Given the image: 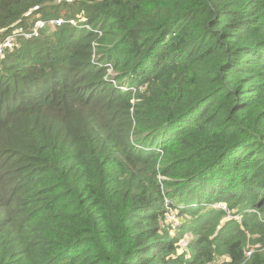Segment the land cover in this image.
<instances>
[{
	"label": "trees",
	"instance_id": "16d2710c",
	"mask_svg": "<svg viewBox=\"0 0 264 264\" xmlns=\"http://www.w3.org/2000/svg\"><path fill=\"white\" fill-rule=\"evenodd\" d=\"M19 26L0 264H264V0H0Z\"/></svg>",
	"mask_w": 264,
	"mask_h": 264
},
{
	"label": "built area",
	"instance_id": "2783aa9c",
	"mask_svg": "<svg viewBox=\"0 0 264 264\" xmlns=\"http://www.w3.org/2000/svg\"><path fill=\"white\" fill-rule=\"evenodd\" d=\"M65 21H66L65 19L58 18V19H52L49 22L59 25V24L65 22ZM68 22L70 24H74V20H72V19H69ZM41 23H42V21H40L38 23V25H40ZM36 34H37L36 29L26 30L22 26L17 27V29L14 31L13 34H10V35L6 36L5 38H3L0 41V58L4 57V53H5L6 49H10L11 48L12 42L16 38V36L21 35V36H24V37L28 38L31 35H36ZM165 204H166L165 207L168 209L167 210L168 212L165 213L166 214V218H168L170 221L175 223L176 222V219H175L176 218V212H175V210L169 208L170 205H169V202H168L167 199L165 201ZM215 206L219 207V208H221L223 210H227V207L224 204H222V203H217V204H215ZM177 226L178 225L174 224V225H172L170 227H171V229H175ZM251 253H252V250H247L245 252V256L249 257L251 255Z\"/></svg>",
	"mask_w": 264,
	"mask_h": 264
},
{
	"label": "rangeland",
	"instance_id": "374dc122",
	"mask_svg": "<svg viewBox=\"0 0 264 264\" xmlns=\"http://www.w3.org/2000/svg\"><path fill=\"white\" fill-rule=\"evenodd\" d=\"M50 21V20H49ZM51 23V22H50ZM223 204V203H222ZM229 210H228V208H227V210H226V212H227V216L228 217H231V213H229L228 212ZM175 212L177 213V211L175 210ZM176 222L175 223H173L172 221H170L168 218H165V219H163L161 222H160V228H162L163 230H165V229H169L170 230V232L171 233H174V232H176V229L178 228V226L180 225V216H178L177 217V215H176ZM178 225L175 229H171V227L170 226H172V225Z\"/></svg>",
	"mask_w": 264,
	"mask_h": 264
},
{
	"label": "clouds",
	"instance_id": "9594fccd",
	"mask_svg": "<svg viewBox=\"0 0 264 264\" xmlns=\"http://www.w3.org/2000/svg\"><path fill=\"white\" fill-rule=\"evenodd\" d=\"M62 19H64V18H62ZM66 20V19H65ZM69 19H67L66 21H68ZM73 20V19H72ZM75 23V22H74Z\"/></svg>",
	"mask_w": 264,
	"mask_h": 264
}]
</instances>
